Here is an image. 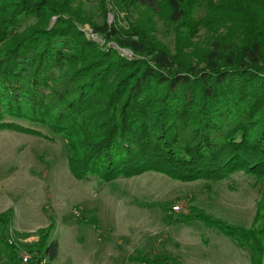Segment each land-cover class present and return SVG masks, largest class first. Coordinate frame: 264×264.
<instances>
[{
    "label": "trees",
    "instance_id": "16d2710c",
    "mask_svg": "<svg viewBox=\"0 0 264 264\" xmlns=\"http://www.w3.org/2000/svg\"><path fill=\"white\" fill-rule=\"evenodd\" d=\"M113 1L156 15L165 1L167 22H188L192 32L201 20L189 17L194 3L211 15L245 12L251 31L240 54L212 49L198 57L204 64L198 69L190 60L173 61L147 28L115 40L135 59L101 48L76 26L81 18L66 11L67 0H0V131L35 134L29 126L42 125L64 138L68 169L78 181L113 184L148 172L181 182H218L236 172L254 177L261 199L250 227L207 213L178 217L199 220L245 251L250 264H264V0ZM102 10H108L104 0ZM29 21L34 24L25 27ZM93 30L106 41L118 37L107 25ZM13 215L11 209L0 214L7 264H21V249L33 255L27 264L55 260L53 224L14 235L36 242L10 244Z\"/></svg>",
    "mask_w": 264,
    "mask_h": 264
},
{
    "label": "rangeland",
    "instance_id": "374dc122",
    "mask_svg": "<svg viewBox=\"0 0 264 264\" xmlns=\"http://www.w3.org/2000/svg\"><path fill=\"white\" fill-rule=\"evenodd\" d=\"M67 1L66 11L81 18L75 23L85 37L124 57L127 53L130 59L136 57L115 40L135 38L131 37L135 30L147 28L173 61L182 58L197 65L198 57L212 49L219 56L240 54L251 31L247 13L214 10L211 15L198 2L189 13L194 20L201 19L192 32L188 22H167L165 1L157 15L136 6L124 8L113 0H104L107 13L103 0ZM55 21L52 18L50 24ZM33 24L29 21L25 27ZM105 25L108 34L117 32V39L106 41L94 33V28ZM29 127L35 134L0 131V214L13 211L7 239H16L17 245L15 234L53 224L51 239L59 243V252L45 264H141L155 258H164L166 264H250L248 254L230 239L199 220L182 221L178 215L207 213L250 227L261 199L254 177L236 172L218 182H181L148 172L113 184L93 177L78 181L68 169L64 138L52 136L42 125ZM2 252L0 248V264H7Z\"/></svg>",
    "mask_w": 264,
    "mask_h": 264
},
{
    "label": "built area",
    "instance_id": "2783aa9c",
    "mask_svg": "<svg viewBox=\"0 0 264 264\" xmlns=\"http://www.w3.org/2000/svg\"><path fill=\"white\" fill-rule=\"evenodd\" d=\"M126 56H127V53H124ZM175 209L177 210L178 207H175ZM15 241V239H10L8 242L10 244H13ZM19 243L21 244H30V243H33V242H36L37 241V238L36 237H30V238H19L18 239ZM18 258L20 260V263L21 264H27L29 263L31 260H32V255L27 251V250H24V249H21L18 253ZM46 263V259H42L41 261H39V264H45Z\"/></svg>",
    "mask_w": 264,
    "mask_h": 264
},
{
    "label": "clouds",
    "instance_id": "9594fccd",
    "mask_svg": "<svg viewBox=\"0 0 264 264\" xmlns=\"http://www.w3.org/2000/svg\"><path fill=\"white\" fill-rule=\"evenodd\" d=\"M47 261V260H46Z\"/></svg>",
    "mask_w": 264,
    "mask_h": 264
}]
</instances>
